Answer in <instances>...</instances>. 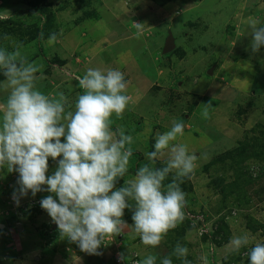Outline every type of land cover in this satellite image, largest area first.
<instances>
[{
	"label": "rangeland",
	"instance_id": "obj_1",
	"mask_svg": "<svg viewBox=\"0 0 264 264\" xmlns=\"http://www.w3.org/2000/svg\"><path fill=\"white\" fill-rule=\"evenodd\" d=\"M118 1L119 15L115 8ZM118 1L0 0V50L17 67L32 65L37 69L32 74L35 90L51 101L60 100L63 94L61 123L67 124L68 114L74 113L76 101L84 91L71 84L78 76L82 78L81 75L77 73L73 78L67 74L68 69L59 67L83 53V48L97 40L100 32L116 31L119 25L115 36L140 32L150 42L160 41V46L166 44L171 34L174 49L168 54L185 56L186 53L196 55L201 49L211 51L216 59L210 55L199 62L201 69L197 70V77L190 76L189 88H197L198 80L214 77L217 68L224 71L232 66L233 69L235 63L238 66L235 71L243 68V72L231 75L225 71L226 75L220 79L218 71L214 77L218 88H225L229 95V88H234L233 79L247 73L251 74L250 80L253 78L252 87L243 93H232L228 98L232 102L228 104L220 95L224 92L219 91L217 101L225 106L219 117L208 114L213 103L208 95L194 108L196 117L189 125L195 126L193 131L202 142L191 151L200 154L194 174L189 179L169 172L162 181L169 180L162 184L166 189L175 179L187 194L185 219L170 229L155 247L143 244L135 232L132 220L135 201L126 197L131 207L125 209L121 218L127 223L121 226L120 234L104 242L100 249L102 255L85 254L75 243L61 237L47 212L40 207L39 201L49 193L40 192L33 198L29 192L19 207L15 205L12 192L17 187L18 174L10 173L5 164L0 169V264H47L45 256L60 260L52 264H121L117 253L124 255L122 264H145L148 258L153 259V264H163L165 259L171 260V264H250V250L256 244H264V46L258 53L252 52L250 27L253 21L257 27H264V0H144L141 8L130 0ZM155 5L168 9L161 11L170 25L167 31L154 27L157 21L150 16L154 13L148 7ZM137 19L144 25L137 26L133 22ZM189 29L193 30L192 39L186 38ZM52 33L56 34L54 40L50 38ZM156 45L150 48L157 50ZM12 53L15 55H9ZM4 71L0 66V104L6 105L9 94H5L10 88L4 85L7 81ZM173 80L175 84L179 79ZM152 140L151 137L146 157L140 158L143 163L139 162L137 170L144 165L151 169H156L157 164L166 167L149 160L147 153L154 151L150 147ZM61 141L64 142L63 137ZM56 167L49 158L46 175H51ZM137 170L130 172L135 175ZM130 172L117 178L116 188L126 186ZM234 237H247L248 243L237 251L231 243ZM177 245L186 247L187 254L176 253Z\"/></svg>",
	"mask_w": 264,
	"mask_h": 264
},
{
	"label": "clouds",
	"instance_id": "obj_2",
	"mask_svg": "<svg viewBox=\"0 0 264 264\" xmlns=\"http://www.w3.org/2000/svg\"><path fill=\"white\" fill-rule=\"evenodd\" d=\"M250 27L252 52L258 53L264 46V27H257L256 21ZM55 36L52 33L50 38L54 40ZM0 66L5 69L11 87L6 110L0 115V169L6 164L10 173L18 174L17 187L12 192L17 207L29 192L33 198L40 192L49 193L39 201L40 207L61 237L88 255H102L104 242L122 231L121 226L127 222L121 218L125 209L131 207L126 197L135 201L134 230L145 245L157 246L170 229L185 219L187 194L175 179L166 189L162 181L173 169L178 178L190 179V174H194L197 156L189 155L186 145H172V157L166 167L151 169L144 165L130 184L115 187L117 178H123L128 171L132 155L131 148H125L126 143H132V137L121 131L120 138L114 140L109 130L112 115L121 118L129 102L123 94L127 82L121 71L109 69L105 75L99 69L89 68L79 78L84 92L65 125L61 123L63 94L60 100L51 101L35 90V67H17L6 58L4 50H0ZM204 115L207 116V110ZM183 134V123L173 119L170 130L157 134L155 151L147 153L149 160L154 162L158 153L169 148L170 141ZM49 158L57 167L46 175ZM231 243L238 251L248 239L234 237ZM187 251L179 245L175 249L181 256ZM248 256L250 264H264V244H256ZM117 259L122 264L123 253H117ZM145 264H153V259L148 258ZM163 264H171V260L165 259Z\"/></svg>",
	"mask_w": 264,
	"mask_h": 264
},
{
	"label": "crops",
	"instance_id": "obj_3",
	"mask_svg": "<svg viewBox=\"0 0 264 264\" xmlns=\"http://www.w3.org/2000/svg\"><path fill=\"white\" fill-rule=\"evenodd\" d=\"M116 3L115 8L119 15L120 6H118V3L120 2L118 1ZM130 3L141 8V5L144 4V0H130ZM148 9L154 13L150 14V16L154 17L157 21L154 27H156V29L158 28V31L161 29L167 31L170 25L165 21L164 13L162 14L161 12L168 10L166 6L155 5L152 8L148 7ZM133 22H136V24L139 23V26L144 25L142 20L137 19ZM118 28L114 29L116 31L112 32L111 29L100 32L97 35V40L91 41L90 44L83 48V53L77 54L73 59L67 57L69 60H66L59 68L68 69L67 74H72L73 78L78 76L76 75L77 73L83 77L89 68L99 69L105 75L109 69L119 70L124 74L127 87L123 94L129 97V102L121 118H117L115 114L112 115L110 118L109 130L113 133L114 140L120 138L119 133L121 131H123L125 135L132 137V143H126L125 145L126 149L131 148L132 150L126 174L130 171L133 172L135 169L137 170L139 162H141V164L143 163L140 158L146 157L144 154L147 152L146 150L149 147L148 141L151 137L153 140L150 143V147H153L155 151L154 143L157 134L170 130L173 119L183 123L184 134L182 136H177L176 140L170 141L169 148L162 150V153H158L155 161L160 165L167 166L168 161L172 157V145H186L187 152L191 155V151L195 150V148L199 147L202 143L200 136L193 131L195 126L189 125L190 122H193L194 117H196L194 108L203 100L204 96L208 95V100L211 99L213 102L211 103L212 107L209 105L210 110H208V114L212 117H219L218 115L221 114L225 106L222 104V101L221 104L217 101L219 98H217L216 94L222 90V92H224L220 94L221 97L223 96L222 100L226 98L223 102L226 104L230 103L231 99L228 98L232 93H243L252 87L253 78L250 80L251 74L247 73L244 77L234 78L233 81H235V84L231 85L234 88H229L231 92L229 95L225 88H218L217 85L219 84L215 82L214 77H217L215 74L218 71L220 72L219 77L226 75L225 71H228L231 75L233 73L243 72V68L235 71L238 67L236 63L233 69L232 66L230 69L224 71L222 68H217V70L213 72L214 77H208L202 81L198 80L197 84L199 85L197 88H189L190 78L197 77L196 72L201 69L199 62L212 55L211 51L204 52L201 48H198L201 50H198L196 55L189 53H186L185 56L179 53L164 54V44L160 46V41L156 43L150 42L151 40H148L143 33L141 35L140 32L131 36H115L118 33ZM146 29L144 28V30ZM192 32L193 30L189 29V33H187L186 36L187 39L192 37ZM153 45L157 46V50L150 48V46ZM177 54L180 55V59ZM213 57L215 58V56ZM217 57L220 56L217 55ZM235 58L236 56L231 57L233 60ZM213 68L214 67H212V70ZM175 77L179 80L174 84L173 79H175ZM220 79L222 78L220 77ZM5 82L4 85H7V87L5 86L6 89L10 88L9 90L7 89L5 94L8 95L10 94L11 87L8 85L7 81ZM71 84L72 87L78 88L79 76L72 81ZM209 86L210 88H208ZM0 96H2V94ZM5 110L6 105L1 102V115ZM189 131H193L194 133H187ZM191 135H193L192 140L190 138ZM190 140L192 142H190ZM195 155L197 158H200L198 152H196ZM176 171V169H173L170 173L175 175ZM131 172L129 181L127 180L125 182L130 183V181L135 179V175L131 174ZM56 258L57 257L45 256L44 261L47 264H52L53 262L59 263L60 260Z\"/></svg>",
	"mask_w": 264,
	"mask_h": 264
},
{
	"label": "water",
	"instance_id": "obj_4",
	"mask_svg": "<svg viewBox=\"0 0 264 264\" xmlns=\"http://www.w3.org/2000/svg\"><path fill=\"white\" fill-rule=\"evenodd\" d=\"M174 49L173 37L171 34L168 35L167 42L164 45L163 53L167 54ZM208 74H211V70H208Z\"/></svg>",
	"mask_w": 264,
	"mask_h": 264
},
{
	"label": "trees",
	"instance_id": "obj_5",
	"mask_svg": "<svg viewBox=\"0 0 264 264\" xmlns=\"http://www.w3.org/2000/svg\"><path fill=\"white\" fill-rule=\"evenodd\" d=\"M156 169H162V168H161V166L159 167V165L157 164V168H156ZM168 181H169V180H166V181H165L164 183H162V184L169 183ZM122 187H123V186H122Z\"/></svg>",
	"mask_w": 264,
	"mask_h": 264
}]
</instances>
